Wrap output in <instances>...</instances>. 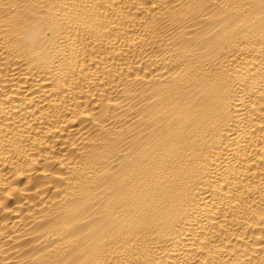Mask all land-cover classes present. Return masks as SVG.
Here are the masks:
<instances>
[{
  "label": "bare ground",
  "instance_id": "obj_1",
  "mask_svg": "<svg viewBox=\"0 0 264 264\" xmlns=\"http://www.w3.org/2000/svg\"><path fill=\"white\" fill-rule=\"evenodd\" d=\"M0 264H264V0H0Z\"/></svg>",
  "mask_w": 264,
  "mask_h": 264
}]
</instances>
